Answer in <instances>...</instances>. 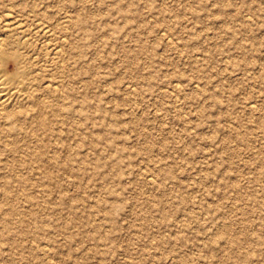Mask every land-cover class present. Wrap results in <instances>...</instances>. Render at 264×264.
Listing matches in <instances>:
<instances>
[{
    "label": "rangeland",
    "instance_id": "374dc122",
    "mask_svg": "<svg viewBox=\"0 0 264 264\" xmlns=\"http://www.w3.org/2000/svg\"><path fill=\"white\" fill-rule=\"evenodd\" d=\"M73 3L112 46L0 126V264H264V0Z\"/></svg>",
    "mask_w": 264,
    "mask_h": 264
},
{
    "label": "bare ground",
    "instance_id": "6f19581e",
    "mask_svg": "<svg viewBox=\"0 0 264 264\" xmlns=\"http://www.w3.org/2000/svg\"><path fill=\"white\" fill-rule=\"evenodd\" d=\"M80 8L73 0H0V126H5L7 133L13 132L17 122L51 133L50 115L62 112L64 100L80 97L79 89L69 81L90 71L92 65L85 62L87 53L112 46V24H104L101 29L106 31L101 30L100 35L91 26L90 17L94 16L88 15V19ZM124 11L125 19L131 22L127 8ZM123 52L129 62L132 51L125 48ZM132 82L130 78L124 83L127 95L134 91ZM179 86L177 83L174 88ZM80 102H85L83 96ZM36 154L45 157L42 147Z\"/></svg>",
    "mask_w": 264,
    "mask_h": 264
}]
</instances>
